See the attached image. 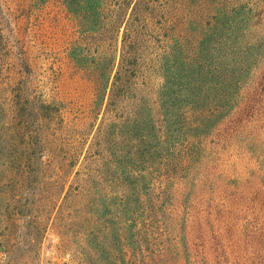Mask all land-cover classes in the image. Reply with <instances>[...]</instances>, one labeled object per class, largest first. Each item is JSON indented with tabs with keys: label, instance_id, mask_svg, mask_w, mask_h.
<instances>
[{
	"label": "trees",
	"instance_id": "obj_1",
	"mask_svg": "<svg viewBox=\"0 0 264 264\" xmlns=\"http://www.w3.org/2000/svg\"><path fill=\"white\" fill-rule=\"evenodd\" d=\"M25 5L19 16L0 7V84L11 105L0 166L12 177L53 181L43 184L51 188L48 215L54 207L70 228L74 259L264 264V208H226L236 195H199L188 180L208 137L241 109L251 85L261 57L250 37L255 5ZM90 179L104 188H86ZM215 201L220 207L196 206ZM46 227L34 228L35 242Z\"/></svg>",
	"mask_w": 264,
	"mask_h": 264
},
{
	"label": "rangeland",
	"instance_id": "obj_2",
	"mask_svg": "<svg viewBox=\"0 0 264 264\" xmlns=\"http://www.w3.org/2000/svg\"><path fill=\"white\" fill-rule=\"evenodd\" d=\"M27 1L0 0V7L9 8L19 16ZM249 1L255 5L250 37L261 44V57L241 109L213 130L206 141L204 154L195 170L188 175V180L192 182L191 189L199 195L217 199L236 195L237 201L224 205L226 208L260 210L264 208V0ZM0 26L4 27L1 22ZM10 106L8 88L1 83L0 144L5 142L2 135L6 132L1 127ZM12 143L8 141L9 145ZM7 153L0 150V164L6 160ZM1 166L0 264H81L83 260L76 261L72 256L70 241L73 243L74 240L70 228L64 227L63 222L57 219L54 207L48 215L46 200L51 188L46 189L43 184L50 186L53 181L12 177L1 171ZM104 186V182L97 180L86 182V188L91 191ZM245 196H254L255 199ZM30 200H35V203L30 205ZM219 203L202 202L196 206L215 208L220 207ZM17 213L22 214L18 221ZM40 224L47 227L39 242H35L34 228ZM3 247L8 252L3 253Z\"/></svg>",
	"mask_w": 264,
	"mask_h": 264
}]
</instances>
